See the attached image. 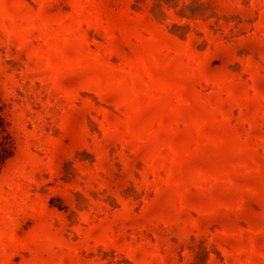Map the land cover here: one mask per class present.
<instances>
[{"label": "rangeland", "instance_id": "1", "mask_svg": "<svg viewBox=\"0 0 264 264\" xmlns=\"http://www.w3.org/2000/svg\"><path fill=\"white\" fill-rule=\"evenodd\" d=\"M0 264H264V0H0Z\"/></svg>", "mask_w": 264, "mask_h": 264}, {"label": "trees", "instance_id": "2", "mask_svg": "<svg viewBox=\"0 0 264 264\" xmlns=\"http://www.w3.org/2000/svg\"><path fill=\"white\" fill-rule=\"evenodd\" d=\"M13 152L12 138L6 130L5 121L0 114V167L13 156Z\"/></svg>", "mask_w": 264, "mask_h": 264}]
</instances>
